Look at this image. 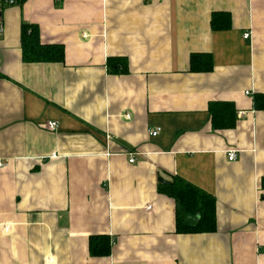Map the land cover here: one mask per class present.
<instances>
[{
    "label": "crops",
    "instance_id": "crops-1",
    "mask_svg": "<svg viewBox=\"0 0 264 264\" xmlns=\"http://www.w3.org/2000/svg\"><path fill=\"white\" fill-rule=\"evenodd\" d=\"M1 12L0 264H264V0ZM220 12L228 28H213ZM24 24L64 61H24ZM193 55L211 69L193 71ZM211 102L233 105V128L213 126ZM177 177L213 197L215 230L177 231L161 191Z\"/></svg>",
    "mask_w": 264,
    "mask_h": 264
},
{
    "label": "trees",
    "instance_id": "trees-1",
    "mask_svg": "<svg viewBox=\"0 0 264 264\" xmlns=\"http://www.w3.org/2000/svg\"><path fill=\"white\" fill-rule=\"evenodd\" d=\"M212 16L213 28L229 27L231 22L230 14L220 12L224 19L219 21ZM23 59L26 62H63L64 46L61 44L42 43L39 29L33 25L24 24L21 34ZM208 55L192 56L191 69L193 71H203L211 69ZM264 97V95H259ZM213 126L219 128H233L235 126V109L231 103L222 104L211 102L209 106ZM264 182V180H263ZM161 191L175 200L176 218L178 232H198L213 231L216 228V214L213 197L197 188L193 184L180 179H174L171 185L161 186ZM108 238L102 237L96 243L91 237L90 249L95 256L107 254Z\"/></svg>",
    "mask_w": 264,
    "mask_h": 264
},
{
    "label": "built area",
    "instance_id": "built-area-1",
    "mask_svg": "<svg viewBox=\"0 0 264 264\" xmlns=\"http://www.w3.org/2000/svg\"><path fill=\"white\" fill-rule=\"evenodd\" d=\"M25 0H0V39L3 37L5 33V21L2 16V10L6 7L13 6V5H18L21 4ZM246 38L249 37V33H245L244 35ZM47 127L53 130H56L58 128V122L57 121H49L47 123ZM161 128H156L153 130L149 131V134L151 136H157L158 133L160 132ZM237 158V153L236 151L232 150L228 152V159L229 160H235ZM129 162H134V158L131 157L129 159ZM3 166V163L0 162V167Z\"/></svg>",
    "mask_w": 264,
    "mask_h": 264
},
{
    "label": "water",
    "instance_id": "water-1",
    "mask_svg": "<svg viewBox=\"0 0 264 264\" xmlns=\"http://www.w3.org/2000/svg\"><path fill=\"white\" fill-rule=\"evenodd\" d=\"M159 181H160V182H163V183H169V181H166V180L163 179V178H159Z\"/></svg>",
    "mask_w": 264,
    "mask_h": 264
}]
</instances>
